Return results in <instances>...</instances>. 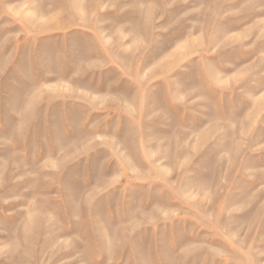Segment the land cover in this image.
Listing matches in <instances>:
<instances>
[{
  "label": "rangeland",
  "instance_id": "rangeland-1",
  "mask_svg": "<svg viewBox=\"0 0 264 264\" xmlns=\"http://www.w3.org/2000/svg\"><path fill=\"white\" fill-rule=\"evenodd\" d=\"M0 264H264V0H0Z\"/></svg>",
  "mask_w": 264,
  "mask_h": 264
}]
</instances>
